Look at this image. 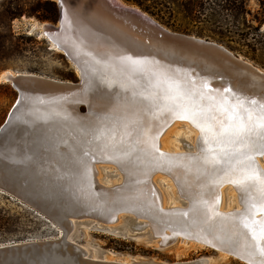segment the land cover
Here are the masks:
<instances>
[{
  "label": "bare ground",
  "instance_id": "bare-ground-1",
  "mask_svg": "<svg viewBox=\"0 0 264 264\" xmlns=\"http://www.w3.org/2000/svg\"><path fill=\"white\" fill-rule=\"evenodd\" d=\"M51 25H43L40 34L43 38L47 39L46 28ZM35 28L33 27V30ZM60 42L77 59L85 74L91 79L92 87L83 98L88 103V114L85 117L74 114V109L66 98L46 97L39 100L27 98L21 103L7 128L4 142L6 149H3L7 151L8 146L11 147L19 141H23L24 144L27 139L25 156H21L22 151H18L17 158L13 159L12 163L15 165V174L20 172L26 174L29 182L33 183L30 193L44 197L43 201L51 198L52 203L55 202L54 205L59 209L62 208L63 211L73 212L72 209L77 207L79 211L95 214L96 218L109 216L111 213H116V210L137 213L148 224L152 235H158L162 228L169 224L176 230L206 237L218 245L220 242L214 237L223 236L229 241L227 247L244 252L246 236L241 233H246V230L233 229L231 219L221 220V217H229L244 210L240 196L239 205L237 204L240 209L226 210L222 207L220 190L222 186L218 189L210 187L206 190L205 197L209 200L212 199L214 192L221 195L218 211L225 216H217L205 223L199 212L189 211L199 191L196 181L190 177L185 178L182 168L169 166L183 165L186 161L169 160L168 158L177 156L166 155L163 150L157 152L161 149H157L158 137L165 126L176 118L169 111H163L155 117L146 115L149 101L143 100L140 93L145 95L156 93L158 102L163 104L165 102L163 97L170 82L174 81L181 87H190L187 71L174 72L172 68L169 69L166 64L164 65L163 61H155V58L148 55L137 42L100 20L84 19L75 15L70 17ZM51 46L65 57L67 55L70 60L68 51H63L54 43H51ZM124 56L141 61V66L132 70L121 60ZM76 70L79 73V70ZM9 76L14 75L10 71L4 72L1 80L8 82ZM133 93L136 95L134 96ZM210 94L221 95L220 92ZM77 100L76 97L74 102ZM214 114L220 116L219 113ZM132 120L138 121V124H129ZM125 124H129L127 131L130 135L125 134ZM21 125L26 129L22 130ZM140 126L147 129L150 138H154L155 148L152 147V139L148 144L141 143ZM35 148L38 151H35ZM160 153L164 154V158L160 157ZM29 154L35 155L38 160V169L34 166L33 173L26 166L32 161ZM261 158L264 163L263 155L255 159L254 163L257 166V161ZM28 159L30 161H27ZM137 160L147 163L144 170L125 169L132 163L134 166ZM102 162H111L123 168L118 173H122V179L115 185V190L95 177L100 168V166L97 168L96 164ZM260 166L264 168L261 163ZM258 169L263 172L259 166ZM40 170H43L41 174ZM157 171L168 175L175 182L178 197L183 200L180 205L163 200L162 193L152 181V176ZM94 183L100 185V190H94ZM255 196L259 199L258 194ZM158 205L164 210L175 208L187 210L185 212L187 215L180 216L177 212L159 215L156 208ZM262 218L264 217L260 215L255 217L257 220ZM179 242L184 244L192 242L205 247L195 241L182 239ZM93 259L99 260L97 256ZM256 259L259 260L260 257L257 256ZM102 260L124 264L110 259Z\"/></svg>",
  "mask_w": 264,
  "mask_h": 264
},
{
  "label": "water",
  "instance_id": "water-1",
  "mask_svg": "<svg viewBox=\"0 0 264 264\" xmlns=\"http://www.w3.org/2000/svg\"><path fill=\"white\" fill-rule=\"evenodd\" d=\"M51 1L58 6L59 18L57 24H52L46 28L45 36L49 43H54L63 51L67 52L68 49L62 45L60 38L64 35L70 17L75 15L84 19L100 20L137 42L148 55L155 58V61H163V64H166L169 69L172 68L174 72L176 70L179 72L187 71L190 87L194 83L197 89L200 90V86L207 84V91L212 94L213 92H220L229 98L241 96L264 101V70L259 69L241 56L232 53L215 42L174 33L163 27L141 9L125 5L120 0ZM67 53L70 54L69 51ZM69 57V61L79 70V81L77 83L32 74H17L8 78V82L17 92V100L8 119L0 128V190L44 215L59 229L61 235L55 240L2 244L0 245V264H117L115 262H105L100 258L99 260H92V258L85 257L84 250L70 239L74 226L78 225L86 229L136 239L139 237L138 235L133 236L130 234L132 233V227L149 228L148 224L137 213L131 211L121 212V210H116V213H111L109 216L102 218H96L95 214L92 213L79 211L76 209L77 207L72 209L73 212L63 211L62 208L61 210L54 205L55 202L52 203L51 198L43 201L44 197L30 193V187L33 183L29 182L28 175L21 172V174L14 173L13 159L16 160L18 151H22L21 156H25L24 151L28 147L27 139L24 144H22L23 141H19L11 147L7 145V151H5L4 142L7 128L12 123L14 114L24 99L66 98L73 107L74 114L80 117H85L88 114V103L83 98L85 93L92 87L91 79L85 74L77 59L71 54ZM66 58L68 59L67 55ZM224 88H229L231 91L224 93ZM76 97L78 100L74 102ZM80 106L84 107L83 112H81ZM21 126L22 130L26 129L25 126ZM35 151L38 150L35 148ZM258 157H263V155L257 154L255 159ZM30 160L32 161L28 163L29 166H26L33 173L34 166L38 169V160L35 155H31ZM254 162L256 161L254 160ZM254 165L258 167L256 163ZM42 171L40 170V174ZM93 186L95 191L100 190V185L94 183ZM112 188L115 190L116 186ZM218 195L220 204L221 195ZM51 203L54 207L51 206ZM156 208L159 215L177 212L180 216H184L181 213L187 212V210L179 208L164 210L160 205ZM220 215L225 216L222 213ZM122 218V222L115 226ZM149 230L146 233L147 243H154L156 246L158 245L159 249H164L184 239L195 241L214 251L226 253L230 257L248 264L247 259L240 258L243 252L236 251V254H229V251L222 250L220 245L208 238L176 230L169 224L165 228L163 227L158 235H152ZM181 264L205 263L194 261Z\"/></svg>",
  "mask_w": 264,
  "mask_h": 264
},
{
  "label": "rangeland",
  "instance_id": "rangeland-1",
  "mask_svg": "<svg viewBox=\"0 0 264 264\" xmlns=\"http://www.w3.org/2000/svg\"><path fill=\"white\" fill-rule=\"evenodd\" d=\"M38 1L44 4L53 2L51 0H0V128L8 119L17 100V92L11 84L1 80L2 73L10 71L14 76L32 74L74 83L79 81V73L75 66L60 51L53 49L51 43L40 35L43 25L57 24L59 18L57 4L54 2L58 9L55 21H44L37 18L44 15L42 11L37 13V16H29L31 9ZM139 1L151 6V10L159 16L152 17L147 12L145 13L166 29L174 33L215 42L229 50L226 40H221L218 35L228 25L222 19L216 18V20L205 21L201 16L202 19H199V14L205 13L203 9L198 8L200 0ZM120 2L140 9L137 5L127 3L124 0H120ZM46 9L51 12V7L46 6L45 11H47ZM248 9L253 14L262 11L258 0H248ZM20 13L21 16H19ZM248 19L251 20L252 16H248ZM33 27L36 28L33 30ZM230 40L235 41L233 38ZM234 54L264 70V67L243 55ZM262 57L264 60V56ZM80 110L83 112L84 107L80 106ZM165 128L158 137L157 149L161 148L159 151L156 149L158 153L164 151L163 153L166 155L178 157L197 152V143L201 133L188 120L173 119ZM198 136L200 137L198 138ZM201 146L203 147V145ZM261 160L262 158L257 161V164L264 172V168L260 166V163L264 166ZM146 165L147 163L144 164V162L137 160L134 166L132 163L125 169L144 170ZM96 166L97 168L100 166L97 172L98 177L95 174L96 179L102 180V183L110 187L120 183L122 173H118L123 168L117 167L111 162L98 163ZM116 168H119V171ZM152 178L162 193L163 200L167 203L172 201L180 205L183 200L178 197V188L168 175L157 171ZM220 190L222 207H225L226 210L240 209L238 206L239 195L233 185L224 183ZM122 220L123 218L115 226L120 224ZM132 228L130 234L138 235L137 239L120 237L75 225L70 234V239L84 250L85 257L97 256L100 259L128 262L129 264H181L194 261H202L205 264H246L192 242L184 244L177 241L167 248L159 249L156 244L146 241L148 238L146 233L150 228ZM60 235L59 229L44 215L0 190V245L14 242L55 240Z\"/></svg>",
  "mask_w": 264,
  "mask_h": 264
},
{
  "label": "snow or ice",
  "instance_id": "snow-or-ice-1",
  "mask_svg": "<svg viewBox=\"0 0 264 264\" xmlns=\"http://www.w3.org/2000/svg\"><path fill=\"white\" fill-rule=\"evenodd\" d=\"M121 60L132 70L142 63L130 56L121 57ZM207 89V84L198 90L194 83L191 87H181L172 81L164 94L163 104L158 102L156 93L140 95L143 100L149 101L146 115L155 117L163 111H169L176 119L188 120L201 133L195 154L168 158L186 161L183 165L169 166L182 168L185 178L196 181L199 191L189 211L199 212L205 223L212 221L220 216L217 208L219 195L214 192L209 200L205 197L206 190L210 187L218 189L224 183L233 185L244 210L229 217H221V220L231 219L233 229L246 230V233H241L246 236V242L240 258L247 259L248 264H264V218L255 219L257 215L264 217V173L254 165L256 155H264V101L241 96L229 98L223 94L213 96ZM223 91L228 93L231 90L224 88ZM129 124H138V121L132 120ZM129 124H125L126 135H130L127 131ZM139 130L142 132L141 143L148 144L152 139V147L155 148L154 138L148 136L147 129L140 126ZM201 144L204 147H200ZM160 157L164 158V154L160 153ZM255 194L259 195V199ZM214 239L220 242L222 250L236 254L235 249L227 247L229 241L223 236H215Z\"/></svg>",
  "mask_w": 264,
  "mask_h": 264
},
{
  "label": "trees",
  "instance_id": "trees-1",
  "mask_svg": "<svg viewBox=\"0 0 264 264\" xmlns=\"http://www.w3.org/2000/svg\"><path fill=\"white\" fill-rule=\"evenodd\" d=\"M124 1L137 5L152 17L159 16L151 10L150 5L142 3L139 0ZM258 1L262 11L253 14L252 11L248 9V0H200L198 8H200V10L203 9L205 13H200L198 18H203L205 21L216 20V18L222 19L226 22L228 27L218 33V35L221 40H226L228 49L264 67V60L262 57L264 56V0ZM46 6L51 7V12L53 11V13H51L49 9L46 10L50 13L45 11ZM57 10L54 2L44 4L38 1L31 9L29 16H35L42 11L44 15L37 18L44 21H55ZM21 15L20 13L19 16ZM248 16H252V19H248ZM231 38L235 41H231Z\"/></svg>",
  "mask_w": 264,
  "mask_h": 264
}]
</instances>
